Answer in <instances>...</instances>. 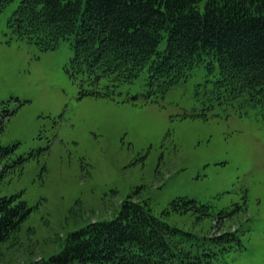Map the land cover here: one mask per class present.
<instances>
[{"label":"rangeland","instance_id":"374dc122","mask_svg":"<svg viewBox=\"0 0 264 264\" xmlns=\"http://www.w3.org/2000/svg\"><path fill=\"white\" fill-rule=\"evenodd\" d=\"M17 5L0 13V198L30 212L0 243V264L61 254L130 198L207 246L236 232L213 264H264L262 116L220 103L205 67L158 98L145 75L117 88L72 76L69 42L41 51L10 29Z\"/></svg>","mask_w":264,"mask_h":264},{"label":"trees","instance_id":"16d2710c","mask_svg":"<svg viewBox=\"0 0 264 264\" xmlns=\"http://www.w3.org/2000/svg\"><path fill=\"white\" fill-rule=\"evenodd\" d=\"M16 2L10 29L41 51L69 42L72 76L117 88L145 75V95L158 98L205 67L220 103L264 119V0H0V13ZM182 201L173 207L207 212ZM29 212L0 198V243ZM235 234L211 235L207 246L130 198L112 219L72 233L61 254L32 264H213V247L228 251Z\"/></svg>","mask_w":264,"mask_h":264}]
</instances>
